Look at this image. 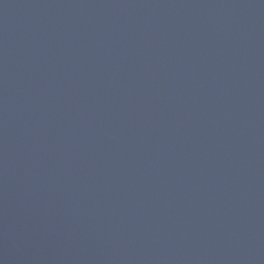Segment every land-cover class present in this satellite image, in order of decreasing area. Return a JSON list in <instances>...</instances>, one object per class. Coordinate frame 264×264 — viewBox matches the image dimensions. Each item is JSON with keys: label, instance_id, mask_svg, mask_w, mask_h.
Instances as JSON below:
<instances>
[{"label": "water", "instance_id": "water-1", "mask_svg": "<svg viewBox=\"0 0 264 264\" xmlns=\"http://www.w3.org/2000/svg\"><path fill=\"white\" fill-rule=\"evenodd\" d=\"M0 264H264V0H0Z\"/></svg>", "mask_w": 264, "mask_h": 264}]
</instances>
